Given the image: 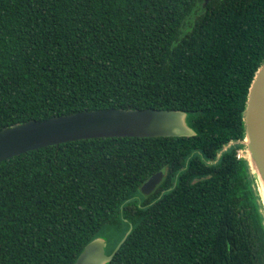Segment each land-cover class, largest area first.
Here are the masks:
<instances>
[{"label":"trees","instance_id":"1","mask_svg":"<svg viewBox=\"0 0 264 264\" xmlns=\"http://www.w3.org/2000/svg\"><path fill=\"white\" fill-rule=\"evenodd\" d=\"M0 0V130L104 109L193 114L190 138H95L0 162V264H264L239 157L264 0ZM161 173L149 196L142 183Z\"/></svg>","mask_w":264,"mask_h":264},{"label":"water","instance_id":"2","mask_svg":"<svg viewBox=\"0 0 264 264\" xmlns=\"http://www.w3.org/2000/svg\"><path fill=\"white\" fill-rule=\"evenodd\" d=\"M211 0H203L204 9ZM193 114L181 110L156 109H104L82 111L49 118L43 121H27L0 130V162L20 154L48 146L95 138H190L197 135L191 126ZM243 139L231 142L240 144L243 158L251 176L255 194L264 217V61L250 84L242 112ZM241 151V150H240ZM162 181L157 173L147 178L140 187L143 197L151 195ZM130 225L125 237L131 232ZM123 237L110 254H106V239L98 236L89 241L73 264H108L121 244Z\"/></svg>","mask_w":264,"mask_h":264},{"label":"rangeland","instance_id":"3","mask_svg":"<svg viewBox=\"0 0 264 264\" xmlns=\"http://www.w3.org/2000/svg\"><path fill=\"white\" fill-rule=\"evenodd\" d=\"M238 155H239L240 158H244L245 157V153H244L243 150L239 151V154ZM106 238L109 239V238H111V236H107Z\"/></svg>","mask_w":264,"mask_h":264},{"label":"bare ground","instance_id":"4","mask_svg":"<svg viewBox=\"0 0 264 264\" xmlns=\"http://www.w3.org/2000/svg\"><path fill=\"white\" fill-rule=\"evenodd\" d=\"M262 190L260 189V192H259V194H260V196H261V198H262V202H263V205H264V196H263V194H262V192H261Z\"/></svg>","mask_w":264,"mask_h":264}]
</instances>
